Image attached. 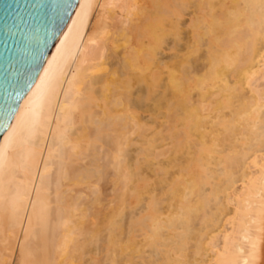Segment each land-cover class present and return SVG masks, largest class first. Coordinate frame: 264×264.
Instances as JSON below:
<instances>
[{
	"label": "bare ground",
	"instance_id": "6f19581e",
	"mask_svg": "<svg viewBox=\"0 0 264 264\" xmlns=\"http://www.w3.org/2000/svg\"><path fill=\"white\" fill-rule=\"evenodd\" d=\"M0 264H264V0H77L0 136Z\"/></svg>",
	"mask_w": 264,
	"mask_h": 264
},
{
	"label": "water",
	"instance_id": "95a60500",
	"mask_svg": "<svg viewBox=\"0 0 264 264\" xmlns=\"http://www.w3.org/2000/svg\"><path fill=\"white\" fill-rule=\"evenodd\" d=\"M77 0H0V136Z\"/></svg>",
	"mask_w": 264,
	"mask_h": 264
},
{
	"label": "rangeland",
	"instance_id": "374dc122",
	"mask_svg": "<svg viewBox=\"0 0 264 264\" xmlns=\"http://www.w3.org/2000/svg\"><path fill=\"white\" fill-rule=\"evenodd\" d=\"M104 184V186L102 187V188H104V195H107V196H105V198H110V195H111V193H109V191L111 190V186L108 184V186H107V183L105 184V183H103ZM110 186V187H109ZM111 192V191H110ZM109 196V197H108ZM106 203V202H105ZM100 208V207H99Z\"/></svg>",
	"mask_w": 264,
	"mask_h": 264
}]
</instances>
